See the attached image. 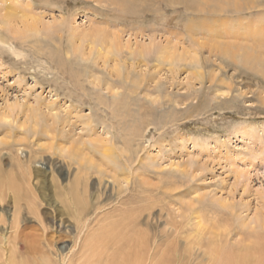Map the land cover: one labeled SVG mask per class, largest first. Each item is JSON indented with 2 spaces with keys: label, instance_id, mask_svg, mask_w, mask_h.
<instances>
[{
  "label": "rangeland",
  "instance_id": "374dc122",
  "mask_svg": "<svg viewBox=\"0 0 264 264\" xmlns=\"http://www.w3.org/2000/svg\"><path fill=\"white\" fill-rule=\"evenodd\" d=\"M124 3L0 0V164L11 173L28 162L33 174L22 208L11 192L0 207L5 257L15 217L21 246L51 250L56 264L80 255L106 216L145 206L153 215L141 230L162 250L175 246L174 262L207 264L218 231L232 249L261 231L264 73L241 58L264 62V0ZM82 178L91 225L78 230L57 212Z\"/></svg>",
  "mask_w": 264,
  "mask_h": 264
},
{
  "label": "bare ground",
  "instance_id": "6f19581e",
  "mask_svg": "<svg viewBox=\"0 0 264 264\" xmlns=\"http://www.w3.org/2000/svg\"><path fill=\"white\" fill-rule=\"evenodd\" d=\"M110 1L123 6L125 5L124 2H127L128 0ZM28 16L29 18L24 22L28 24V31L31 33H38L41 24L37 22H40V19L32 14ZM4 18H9V16H4ZM96 37L99 43L103 45L104 42H107L108 40V37L102 31L96 34ZM119 45L120 43L117 42V39L113 38L110 48H119ZM145 51L146 53H150L151 50L147 49ZM101 53L102 51L99 50V54ZM227 54L229 56L231 55V53ZM241 60L245 65L250 66L251 69H258L264 73L263 59L255 57V54L246 51ZM109 90L112 92L110 88ZM103 147L104 144L102 148ZM102 148L103 156L106 159L113 158L115 160L114 162L117 163L113 156L114 150L110 148V145L107 148ZM81 161H86V163L89 161L92 164L94 159L92 156L84 152L81 156ZM31 163L32 162L30 161L29 164ZM37 163L38 162H35V164ZM102 163L103 165L105 164L104 160ZM27 164L28 162L12 164L11 173L5 172L0 164L1 208L3 207L2 204L5 202L7 192L12 193V201H14L16 209L20 210L22 208V200L28 199V193L30 194L31 192L25 189L27 188L26 185L30 184L33 174L30 166H26ZM83 172V167L80 166L79 174H82ZM85 174L86 176L88 175L89 178L91 177L90 173ZM89 178H82V180L79 179L70 190V203L68 206L75 208V211L66 206V204L61 212H57V215L59 216H68L75 219L78 230L89 228L91 225V221L88 219L90 216L89 214L91 213L89 210L91 207L86 196L88 185L86 181H88ZM33 202L35 203V198L33 199ZM36 205H38V203L34 206ZM30 211H32V209H30ZM148 212V218L145 217L144 219H140V217H143V215ZM152 212L153 210L151 208L145 206L141 209H136L135 211L123 210L118 214H115L117 212H114L113 214L111 213L106 216L101 223V220H99V222H96V224L100 223L98 229L92 230L91 235L89 233L86 236L80 255L71 257L69 264H186L185 255H178V261L174 262V258L176 257L175 246L171 243H165L167 247L162 250L160 249V245L156 243L157 240L152 243V240L149 238L146 231L141 230L144 221L148 226V229H150L151 220L149 218L153 215ZM113 217L116 218L112 220ZM18 220L19 218L15 217V223H13L11 227L14 231L11 234V237L7 239L9 246L13 247L11 250H7L11 253L7 257H5L6 251L2 249L4 241L0 239V264H56V262L50 257H45L47 253H51V250H47L46 253L41 252L43 253L41 256L35 249L30 248L26 250L21 246V234L18 231L19 226L16 224L18 223ZM256 222L261 226V231L252 232L254 229L253 227L251 232L246 235V238H248L247 243L244 240L242 246L238 249H232L227 246L226 238L229 235V231H225V233H228L225 236H223L220 231L214 234L212 240L208 242V245L205 247L206 250L208 249L206 254L209 262L207 264H264V231H262L264 230V217H258ZM61 227L60 224L58 228L62 229ZM42 229L44 232L47 230L45 227H42ZM171 237V235L168 236V238ZM205 249L203 251L204 253ZM35 256L37 258H35Z\"/></svg>",
  "mask_w": 264,
  "mask_h": 264
}]
</instances>
